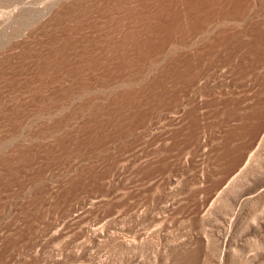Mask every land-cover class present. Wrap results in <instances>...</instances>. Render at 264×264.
<instances>
[{
  "label": "rangeland",
  "instance_id": "1",
  "mask_svg": "<svg viewBox=\"0 0 264 264\" xmlns=\"http://www.w3.org/2000/svg\"><path fill=\"white\" fill-rule=\"evenodd\" d=\"M0 264H264V0H0Z\"/></svg>",
  "mask_w": 264,
  "mask_h": 264
},
{
  "label": "bare ground",
  "instance_id": "2",
  "mask_svg": "<svg viewBox=\"0 0 264 264\" xmlns=\"http://www.w3.org/2000/svg\"><path fill=\"white\" fill-rule=\"evenodd\" d=\"M205 5H207V4H205ZM207 7V6H206ZM194 9V8H193ZM207 9H209V8H207ZM195 16V15H194ZM191 19V18H190ZM189 19V20H190ZM206 20V19H205ZM210 20V19H209ZM191 21H192V19H191ZM213 21V20H212ZM212 21L210 20L209 21V23H212ZM189 22V21H188ZM205 22V21H204ZM190 23V22H189ZM213 24V23H212ZM193 25H194V22H193ZM192 26V25H191ZM213 27V25H210V24H205V25H195V27L193 28V31H192V33H191V35L190 36H188V40L183 44L182 42H180V41H176L175 43H174V46H173V48H174V52L176 53V54H178L179 52H181V50H184L183 48H187V50H189L188 48H194V47H196L202 40H204L205 38H207L209 35H210V33H211V30L213 29L212 28ZM180 39V38H179ZM183 41V40H182ZM208 41V40H207ZM205 42V41H204ZM195 50V49H194ZM191 51V53H192V50H190ZM187 53V52H186ZM185 54V53H184ZM183 55V54H182ZM177 56H179V55H177ZM192 56V55H191ZM180 57V56H179ZM190 57V56H189ZM178 59V58H177ZM184 60V59H183ZM179 62V61H178ZM179 64V63H178ZM205 64V63H204ZM177 67V66H176ZM216 67V66H215ZM199 68V67H198ZM193 70V69H192ZM178 71V70H177ZM196 71V70H195ZM203 72V71H202ZM216 72V71H215ZM214 72V73H215ZM191 73H193V72H191ZM182 74V73H181ZM187 74H188V72H187ZM194 74H196V73H194ZM207 74V73H206ZM219 74V72L216 74V75H218ZM193 75V74H192ZM198 75V74H197ZM222 75V74H221ZM220 76V75H219ZM205 77V76H204ZM181 78V77H180ZM189 78V77H188ZM207 78L209 79V77L207 76ZM215 78H216V76H215ZM191 79V78H190ZM214 79V78H213ZM218 79H219V77H218ZM190 81V80H189ZM207 81V80H206ZM205 80H204V78H203V76H194V78H193V80H192V84H191V86L189 87V91H187V93H186V95L187 96H185L186 97V99H188V98H192V99H199V97H200V95L202 96V94H200V91H203L202 90V88H204V87H207V82H206ZM215 81V80H214ZM216 81H217V79H216ZM177 82V81H176ZM212 82V81H211ZM210 82V84L212 85V83ZM186 83V82H185ZM189 83H191V82H189ZM178 84V83H177ZM176 84V85H177ZM180 84V83H179ZM226 84V83H225ZM175 85V84H174ZM214 85V84H213ZM226 86V85H225ZM179 87V86H178ZM227 87V86H226ZM212 88H214V87H212ZM217 88V87H216ZM188 89V88H187ZM208 89H210V87H208ZM215 89V88H214ZM205 90V89H204ZM217 90V89H216ZM221 90H222V88H221ZM185 91V90H184ZM213 92V91H212ZM216 92V91H215ZM207 94H208V92H207ZM213 94V93H212ZM204 95V94H203ZM206 95V94H205ZM205 95H204V97H205ZM207 96V95H206ZM181 97V96H180ZM203 97V96H202ZM201 97V98H202ZM182 98V97H181ZM206 99V98H205ZM184 100H185V98H182L181 100H180V102L181 103H183L184 102ZM201 100V99H200ZM189 101V100H188ZM187 101V102H188ZM202 101V100H201ZM191 102V101H190ZM181 103H180V105H181ZM192 103V102H191ZM199 104H200V101H199ZM184 105V104H183ZM182 105V106H183ZM182 106H180L181 107V109L183 108ZM188 106V105H187ZM179 107V106H178ZM202 108V107H201ZM183 110V109H182ZM194 111V110H193ZM197 112V111H196Z\"/></svg>",
  "mask_w": 264,
  "mask_h": 264
}]
</instances>
